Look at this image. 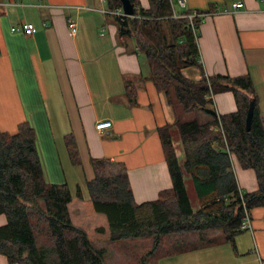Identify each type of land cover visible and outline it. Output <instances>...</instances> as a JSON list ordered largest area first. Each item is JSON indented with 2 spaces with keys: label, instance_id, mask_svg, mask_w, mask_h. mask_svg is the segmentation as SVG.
<instances>
[{
  "label": "crops",
  "instance_id": "0c3cea01",
  "mask_svg": "<svg viewBox=\"0 0 264 264\" xmlns=\"http://www.w3.org/2000/svg\"><path fill=\"white\" fill-rule=\"evenodd\" d=\"M110 1L0 0V131L15 134L28 123L45 182L67 184L71 194L79 185L85 198L86 182L93 179L91 159L123 163L133 198L142 203L172 187L158 129L172 123L173 112L154 84L141 77L134 40L118 37ZM138 1L148 7L147 0L146 5ZM175 1L177 13H208L198 22L196 38L205 75H249L264 113V0H183V7ZM236 2L243 4L238 10ZM22 23L33 24L37 32L11 31ZM72 23L74 31L68 28ZM127 91L134 94L133 104ZM212 104L217 115L237 110L230 92L212 95ZM99 122H111V128L99 133ZM70 133L80 166L72 165L67 153L64 137ZM231 161L239 189L256 191L254 172L243 170L234 156ZM249 214L251 230L233 242L210 231L205 239L217 243L201 247V239L157 264H264V207ZM5 224L0 215V227ZM0 264L10 263L0 255Z\"/></svg>",
  "mask_w": 264,
  "mask_h": 264
},
{
  "label": "trees",
  "instance_id": "16d2710c",
  "mask_svg": "<svg viewBox=\"0 0 264 264\" xmlns=\"http://www.w3.org/2000/svg\"><path fill=\"white\" fill-rule=\"evenodd\" d=\"M129 1L134 16L115 17L117 35L134 40L141 77L154 84L173 112L172 123L158 129L172 187L155 200L137 203L123 163L91 159L88 198L79 185L71 194L67 184L45 182L28 123H21L15 134L0 131V215L6 218L0 255L10 264H107L106 248H97L99 243L152 237L150 254L162 236L195 231H218L224 241L233 242L242 233L244 210L264 207V113L258 110L250 76L205 75L190 11L175 12L171 0H147V8ZM120 7V0L109 2V10ZM185 70L200 79L185 76ZM132 91H127L131 104ZM220 92L232 93L236 112L213 116L205 111H215L210 96ZM250 100L254 111L246 131ZM189 115L193 118L186 120ZM173 128L181 144L180 162ZM64 142L70 162L80 166L73 135ZM232 156L243 170L254 172L256 191L239 189ZM213 243L217 238H202L198 245Z\"/></svg>",
  "mask_w": 264,
  "mask_h": 264
},
{
  "label": "rangeland",
  "instance_id": "374dc122",
  "mask_svg": "<svg viewBox=\"0 0 264 264\" xmlns=\"http://www.w3.org/2000/svg\"><path fill=\"white\" fill-rule=\"evenodd\" d=\"M146 5V0H144ZM175 9L177 3L173 0ZM185 76L194 79L192 71H183ZM178 111V110H177ZM193 118V115L185 117L186 120ZM173 143L176 149L177 156L182 161V149L176 129H172ZM74 188V187H73ZM75 193V190H71ZM191 204L197 208V200L190 193ZM195 208V209H196ZM206 231H195L189 233H175L162 236L159 240L158 246L150 253L153 246L152 237L125 239L118 242H106L96 245L97 248H106L105 260L107 264H157L159 259L167 254L173 253L172 251L182 252L183 250L192 249L196 246V242L207 236Z\"/></svg>",
  "mask_w": 264,
  "mask_h": 264
},
{
  "label": "built area",
  "instance_id": "2783aa9c",
  "mask_svg": "<svg viewBox=\"0 0 264 264\" xmlns=\"http://www.w3.org/2000/svg\"><path fill=\"white\" fill-rule=\"evenodd\" d=\"M179 4L181 7H183V0H178ZM0 5H2L0 3ZM243 6V4L241 2H236L233 5V9L238 10ZM110 14H112L115 17H126L123 12L121 7L115 10H110L109 11ZM208 13H204V12H191L187 17L189 19L190 25H191V29L192 32L194 34V36L197 38L198 33H199V27H198V23H195V19L198 18L199 22L201 20H203V18L207 15ZM69 29L71 30H75L76 28V24L72 23L69 24L68 26ZM19 30L20 32H22L24 35L26 36H32L37 32V28L31 24V23H22L19 25V27H12L11 31H17ZM212 98V95L210 96ZM111 128V122H99L98 124L95 125V130L99 133L104 132L105 130H108ZM240 229L242 231L245 230H251V220H250V214L248 210H244V216H243V220L240 226Z\"/></svg>",
  "mask_w": 264,
  "mask_h": 264
},
{
  "label": "water",
  "instance_id": "95a60500",
  "mask_svg": "<svg viewBox=\"0 0 264 264\" xmlns=\"http://www.w3.org/2000/svg\"><path fill=\"white\" fill-rule=\"evenodd\" d=\"M121 3V9L125 16L127 17H133L134 16V8L129 0H120ZM208 114L215 116L216 112L211 109L205 110ZM253 111H254V102L253 100H250L246 118H245V128L246 131L250 130L252 117H253Z\"/></svg>",
  "mask_w": 264,
  "mask_h": 264
}]
</instances>
